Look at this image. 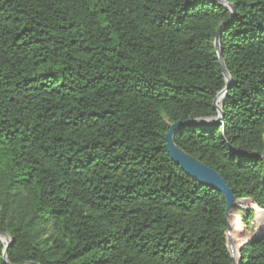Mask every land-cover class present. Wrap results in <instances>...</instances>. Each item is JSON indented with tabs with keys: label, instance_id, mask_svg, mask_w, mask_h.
<instances>
[{
	"label": "trees",
	"instance_id": "16d2710c",
	"mask_svg": "<svg viewBox=\"0 0 264 264\" xmlns=\"http://www.w3.org/2000/svg\"><path fill=\"white\" fill-rule=\"evenodd\" d=\"M225 1L0 0V264H232L178 122L250 234L237 264H264V0ZM223 23V121L192 126L217 116Z\"/></svg>",
	"mask_w": 264,
	"mask_h": 264
},
{
	"label": "water",
	"instance_id": "95a60500",
	"mask_svg": "<svg viewBox=\"0 0 264 264\" xmlns=\"http://www.w3.org/2000/svg\"><path fill=\"white\" fill-rule=\"evenodd\" d=\"M220 4H223L227 7V9L230 10L231 14H233V8L231 5L227 4V2L225 0H215ZM225 26V24L223 23L216 31V36L214 39V50L217 56V60H218V64L220 67V70L224 76L225 79V87L223 88L222 91H220L214 101H213V105L214 108L217 112V116L215 118H210V119H205V120H196V121H191V122H187L186 124L192 125V126H213V125H219L221 124V122L223 121V112H222V108H223V99L225 97L226 91L229 87V85L231 84V78L227 72V69L225 67V64L221 58V54H220V49H219V39H220V34L221 31L223 30V27ZM218 99H220V103L219 105H217V101ZM184 124V123H183ZM182 123L178 122L176 124H172L166 134V148L167 151L171 157V159L175 162V164L179 165L181 167V169L189 176H191L192 178H194L195 180H197L198 182H200L201 184L211 187L213 189H216L218 191H220L226 200V205H227V217H228V221H229V226H228V235H229V241H230V250H231V258H232V264H237L238 263V248L234 243V239H233V235H232V231H230V224H231V220H230V210L232 208V204H233V197H232V193L231 191H229L223 181V179L212 169H209L207 167H205L204 165L200 164L199 162H197L196 160H194L193 158L185 155L181 150H179L173 141V137L175 132L181 128V126L183 125ZM183 155L184 157L190 159L191 161L194 162L195 167L198 168L199 171L202 172V174H204L206 177H208L212 182H208L202 179L197 178L195 175H193L192 173H190L189 171H187L183 165L181 164V162L178 160L179 156ZM215 183V184H212ZM0 242L5 244V248L3 250V258H6V247L9 245L10 240L9 237L6 234H1L0 235Z\"/></svg>",
	"mask_w": 264,
	"mask_h": 264
},
{
	"label": "rangeland",
	"instance_id": "374dc122",
	"mask_svg": "<svg viewBox=\"0 0 264 264\" xmlns=\"http://www.w3.org/2000/svg\"><path fill=\"white\" fill-rule=\"evenodd\" d=\"M238 211H235L233 207L230 210V220L231 223L234 222V229L232 231L234 243L237 246V248L242 244L246 239L250 236L249 233H246L243 230L242 221H239V218H237Z\"/></svg>",
	"mask_w": 264,
	"mask_h": 264
},
{
	"label": "bare ground",
	"instance_id": "6f19581e",
	"mask_svg": "<svg viewBox=\"0 0 264 264\" xmlns=\"http://www.w3.org/2000/svg\"><path fill=\"white\" fill-rule=\"evenodd\" d=\"M219 103H220V99H218L217 105H219ZM178 160L181 162V164L187 171L195 175L197 178L208 181V182H212L208 177L202 174V172L199 171L197 167H195L194 162L191 161L190 159L184 157L183 155H180ZM212 184H215V183H212ZM230 231H233V223L230 224Z\"/></svg>",
	"mask_w": 264,
	"mask_h": 264
}]
</instances>
